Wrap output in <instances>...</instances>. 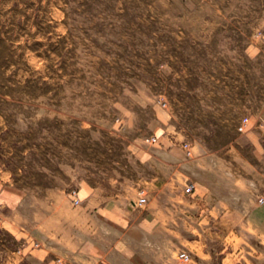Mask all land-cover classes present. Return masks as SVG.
<instances>
[{"label":"rangeland","instance_id":"obj_1","mask_svg":"<svg viewBox=\"0 0 264 264\" xmlns=\"http://www.w3.org/2000/svg\"><path fill=\"white\" fill-rule=\"evenodd\" d=\"M161 136L264 182V0H0V264H39L9 215L52 217L82 180L127 190Z\"/></svg>","mask_w":264,"mask_h":264},{"label":"crops","instance_id":"obj_2","mask_svg":"<svg viewBox=\"0 0 264 264\" xmlns=\"http://www.w3.org/2000/svg\"><path fill=\"white\" fill-rule=\"evenodd\" d=\"M133 159L135 176L126 179L125 191L82 180L78 203L63 197L52 217L43 211L28 226L24 218L20 222L17 214L9 215V235L27 242L22 259L39 264H52L54 256L64 264H211V255H264V204L257 202L264 182L239 174L211 177L203 154L176 137L137 145ZM140 195L146 198L143 204ZM182 251L195 259L180 261Z\"/></svg>","mask_w":264,"mask_h":264},{"label":"built area","instance_id":"obj_3","mask_svg":"<svg viewBox=\"0 0 264 264\" xmlns=\"http://www.w3.org/2000/svg\"><path fill=\"white\" fill-rule=\"evenodd\" d=\"M248 120H249L248 117H243V118L240 120V122H239V124H238V127H237L239 131H243V130L245 129V127H246L247 124H248ZM154 139H155V138H152V140H154ZM192 188H193V185H192V184H188L186 190H187V191H191ZM76 201H77V199H76ZM145 201H146L145 196H144V195H140V196H139V199H138V203H144ZM77 202H78V201H77ZM257 202L260 203V204H264V195L258 196V197H257ZM189 255H190V254H189L188 252L182 251V252L179 253L178 256H179L181 259H183V260H188V259L190 258Z\"/></svg>","mask_w":264,"mask_h":264}]
</instances>
